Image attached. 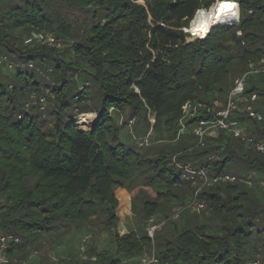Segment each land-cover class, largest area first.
<instances>
[{
    "label": "trees",
    "instance_id": "trees-1",
    "mask_svg": "<svg viewBox=\"0 0 264 264\" xmlns=\"http://www.w3.org/2000/svg\"><path fill=\"white\" fill-rule=\"evenodd\" d=\"M214 1L54 0L77 13L58 23L49 0L3 4L8 14L15 12L0 30V57L3 52L14 63L0 78V234L19 240L7 246L4 264L45 245L49 236L81 230L94 216L107 232L115 230L114 191L134 183L154 193L144 197L135 222L156 217L163 224L156 232L164 234L161 248H155L158 264H251L260 254L264 264V196L239 180L206 187L191 186L185 177L189 166L208 178L230 174L242 180L253 172L255 181L264 180V152L228 130L201 140L191 130L221 117L211 110L213 101L225 108L234 79L264 55V0H220L232 1L236 12L239 7L236 20L222 19L227 24L189 40L188 23ZM7 29H21V36L49 31L72 42L60 53L40 42L31 48L29 38L18 45ZM254 93L260 120L238 111L233 120L254 141H263L264 73L248 76L242 97ZM32 95L36 103L26 107ZM86 99L96 108L81 107ZM187 104L198 110L186 116ZM126 112L129 122L141 123L140 134L150 128L147 114H153L159 140L174 143L181 124L185 137L174 145L139 147L133 133L122 132ZM90 113L94 124L82 130L77 116ZM196 191L207 214L184 207L173 220V206ZM111 242L113 254L90 248L88 257L93 254L100 264H138L152 244L145 230L142 236L115 232ZM68 259L50 262L91 263Z\"/></svg>",
    "mask_w": 264,
    "mask_h": 264
},
{
    "label": "rangeland",
    "instance_id": "rangeland-1",
    "mask_svg": "<svg viewBox=\"0 0 264 264\" xmlns=\"http://www.w3.org/2000/svg\"><path fill=\"white\" fill-rule=\"evenodd\" d=\"M0 1H1L0 2V21H1L0 30H3L4 27H2V24L8 23L7 19L11 20V23H12L11 16L15 12V11H13L10 14H8V12H6V10H7L6 5L3 6V4H6V3L10 4L13 2L19 3V0H0ZM219 1L220 0H215L209 8L201 9V10H206L208 12H211L213 7ZM49 3L51 5L50 10L53 9L51 12L52 19L55 20L56 19L55 17L58 16L56 23H58V21H61V20L64 21L65 18H66L67 22H69L70 19L74 20L73 17H76V15H77V13L75 11L67 10V8L64 5L62 6L58 2H54V0H49ZM235 4H236V2H235ZM5 8H6V10H5ZM54 11H56V13ZM238 15H239V7H238ZM213 16L210 19L211 20L210 27L212 25H215V24H221V23L227 24L224 21H221L222 18H219V16H214V17ZM194 17H195V15H194ZM58 19H60V20H58ZM192 22H193V20H191L188 23V28H187L188 33H190V36H191V39H189V40H191V41L194 40L195 38L203 37V36L198 37L197 35H193L190 32L191 31V25L190 24ZM209 29H208V31H209ZM6 33L16 35V37H17L16 41L19 42L18 43V45H19L20 42L25 44L23 41L25 38H30V37L32 38V35H34V34L49 33V31H47V32L31 31L28 33V35L21 36L22 34H24L22 32V34L20 35L21 29H16V30L7 29ZM56 40L58 42L55 45H47L44 43H41V44H43L44 46H46L49 49L55 50V52L60 53L62 51H65L71 45V42H72V41L68 42V40H64L62 38H57ZM6 41H11V43L13 44V40L7 36H5L4 42H6ZM38 43L39 42L34 40V41L27 43V44L29 45V47L32 48V47L36 46ZM1 55L2 56L0 57V78L4 74H8L9 72H11V68L14 65V63H12V61L8 57H5V54H3V52ZM80 106L86 107V109H92L94 107V106L92 107V105H90V103L87 99ZM221 106H222L221 102L213 101V107L211 110L216 111L217 113L221 112L224 110V108L222 109ZM94 108H96V107H94ZM191 110L193 112H196L198 109H197V107H192L188 104L183 107V111H184V114L186 116H189L192 113ZM43 117H45V115H43ZM95 119H96V115L94 113L79 114L77 116V120H79L78 127H80L82 130H87V129H89V127L91 125L94 124ZM147 120H148V123H150V128L148 129V131L145 134H143V133L140 134L136 131V129H138L141 126V123H137V121L135 119L129 122L128 112L124 113L120 117V123H125V122L128 123L122 129V132L127 133V134L133 133L132 141L134 140L136 143H138L139 147H141V146L156 147V146H161V145H174V144H177L183 138V136L185 137L186 128H184L185 126L183 124H181V128H179L177 130V134H176L174 143H172V141L159 140L158 134H156L154 131H152V126L155 122L154 115L153 114H150V115L147 114ZM204 126L206 129L205 135H207L209 137L218 136V130L216 128H211L210 123H207ZM236 127L244 129L245 133H246V137L250 138L249 134L246 131L245 125H237V123H236ZM198 128L199 127L197 125L192 126L191 130L196 132V130H198ZM138 137H140V139ZM237 138H239V137H237ZM143 139H147V143L141 145L140 143L142 142ZM189 140L190 139H188V141ZM240 141L244 142L249 147L251 146V144L246 142V141H243L241 139H240ZM168 143H170V144H168ZM174 160H175V157L173 156L172 161H174ZM143 165H145V164H143ZM178 165L183 166L184 164H178ZM185 170L188 171V173L185 177L187 179V182H189L191 186L198 185L200 182H202L201 186L202 185L206 186V187L212 186V185H210V186L204 185V183H203L204 179L200 176L199 173L191 170L189 166H186ZM194 176H197V178H195ZM247 178L253 179V186L252 187H249L244 181H242V180L247 179ZM255 179H256V174L251 172L250 175L243 176V179L241 180V184L246 185L249 189H252L253 191H255L259 197L264 196L263 195L264 192H262L263 190L261 191V188H259V184H258L260 181H264V180L261 178V179H258L257 181H255ZM199 187H200V185H199ZM194 195L195 194H193L191 197L186 199L184 204L173 206V208H172L173 213L171 215V218L173 220L177 219V217L179 216L178 212L182 208L186 207V205H188V203H190L193 200ZM145 196H149L151 198L154 197V193L151 190V188L148 186H145V185L144 186L143 185L137 186L136 183H134L131 186H127V187L124 186V187L116 188L114 191V197L117 201V205L114 209V214L117 217L115 230L112 229L110 231L108 230V232H107V229L102 227V225H103L101 222L102 218H100V217L97 218L96 216H94V218L91 219L89 222L80 224L81 230H78L77 228H75L72 230V232L63 236L62 238H61V236H58V237H54V239H53L52 236L51 237L49 236L50 240L48 242H46L45 245H42L37 249L32 248L30 250V252L26 253L25 257H23L22 259L20 257V260H18V258L16 259V261H15V259L10 260L11 261L10 264L11 263H14V264H35V263H38V261H43L44 259H45L46 264H51L53 262H58L59 260L62 259V257L67 259V261L70 260L68 258L74 257V260L91 262L89 264H100L98 258L94 257L93 254L91 257H88L89 255H87V253H86L87 250L92 248L95 252H98L100 255H102V254L107 255V253L113 254V252H114V250L112 249V247H113L112 243L113 242H111V235L113 233L117 232L118 236H122L124 234H127L129 231H134L138 235L142 236L144 234V230H145V232L148 235L147 228H150L152 226L157 227L155 232L153 233L152 237H150L152 244L150 247L145 246L144 251L146 253L150 254V253H152L151 251L153 250V252L156 256L157 252H156L155 248L157 247V251L161 248L162 237H164L163 236L164 234H161V233L156 234V232L161 229L163 224H159V220H157L156 217L150 218L143 225L135 222L136 214L138 213V210L141 207V202L144 200ZM200 212L201 211L198 212L199 213L198 215H200V217H203L204 214H207V210L204 212H201V213ZM85 227L87 229H89V231H90L89 233H86V231H84ZM97 231H103V232H97ZM41 239L45 240L46 237H43ZM79 240H80V242H78ZM154 243L156 244V246ZM262 257L263 256L260 254L259 256L256 257L255 260L252 261V263L258 261L257 262L258 264H262ZM51 260H53V262H50ZM135 262H137V261L135 260ZM156 264H158V262Z\"/></svg>",
    "mask_w": 264,
    "mask_h": 264
},
{
    "label": "built area",
    "instance_id": "built-area-1",
    "mask_svg": "<svg viewBox=\"0 0 264 264\" xmlns=\"http://www.w3.org/2000/svg\"><path fill=\"white\" fill-rule=\"evenodd\" d=\"M237 4V3H236ZM186 31V29H185ZM37 41L40 43H44L47 45H55L58 41L54 38L53 35L49 33L44 34H34L32 35V38L30 37L26 42L30 43L32 41ZM264 73V55L261 56V58L257 61L250 62L248 64L247 71L244 72L242 75L237 76L233 81V87L228 95L227 103L223 111L220 112V118H215L214 120H211L209 122H201L200 126H198V130H196V134L200 136V140L202 136L205 134V126L207 123H210L211 128L216 129H224L231 131L235 137H239V139L246 141L251 144V147H253L257 152H264V141H254L251 137H246L245 130L242 128L236 127V122L233 120L234 114L236 111L241 113H246L248 116L252 118H256L260 120L261 116L256 110L254 109V104L257 101L258 97L257 95L251 94L249 98L242 97V94L244 93L246 84H247V78L249 75L253 74H260ZM40 102H45L44 99H40ZM36 103V98L34 95L30 97L29 102L26 103V107L29 105H34ZM147 139H143L142 144H146ZM200 176L204 179L203 183L204 185L210 186L215 185L218 181L221 182H227L232 183L235 181H241L238 177L230 174H225L223 176L218 177H212L207 178L205 175V171L201 170L199 172ZM244 181L249 187L253 186V180L251 178H247L242 180ZM259 186L264 191V181H260ZM197 192L194 195L193 200L186 205V208H190L193 210H196L197 212L204 210L205 204L202 201H199L196 199ZM3 205L2 200L0 198V214L3 211ZM157 227L152 226L150 228H147L148 236L152 237L154 231ZM19 242L18 238L13 235H2L0 234V264L7 263L6 257H5V250L7 249V246L9 244H17ZM152 253H146L144 252L141 258L139 259L138 264H156L158 262L157 257L155 256L153 250ZM258 261L252 263V264H258Z\"/></svg>",
    "mask_w": 264,
    "mask_h": 264
},
{
    "label": "bare ground",
    "instance_id": "bare-ground-1",
    "mask_svg": "<svg viewBox=\"0 0 264 264\" xmlns=\"http://www.w3.org/2000/svg\"><path fill=\"white\" fill-rule=\"evenodd\" d=\"M222 3H230L232 5V1H223ZM221 2H217V4L213 7L211 12H208L206 10H199L195 17L193 18V22L191 25V33L193 35L199 36H205L208 32V29L211 25V18L212 16H219V18L225 19L227 21H233L235 19L236 15H233V13L236 12L235 6L229 9H223L220 7ZM213 16V17H214ZM238 22V20H237Z\"/></svg>",
    "mask_w": 264,
    "mask_h": 264
},
{
    "label": "snow or ice",
    "instance_id": "snow-or-ice-1",
    "mask_svg": "<svg viewBox=\"0 0 264 264\" xmlns=\"http://www.w3.org/2000/svg\"><path fill=\"white\" fill-rule=\"evenodd\" d=\"M220 7L223 9H229L230 10L234 6L230 3H221Z\"/></svg>",
    "mask_w": 264,
    "mask_h": 264
},
{
    "label": "water",
    "instance_id": "water-1",
    "mask_svg": "<svg viewBox=\"0 0 264 264\" xmlns=\"http://www.w3.org/2000/svg\"><path fill=\"white\" fill-rule=\"evenodd\" d=\"M237 5H238V4H237ZM198 11H199V10H198ZM198 11H197V12H198ZM197 12H196V13H197ZM196 13H195V15H196ZM238 19H239V16H238ZM212 26H213V25H212ZM212 26H211V27H212ZM211 27H210V28H211ZM209 30H210V29H209ZM186 32L188 33L187 29H186ZM208 32H209V31H208ZM208 32H207V33H208ZM188 34H190V33H188ZM205 36H206V35H205ZM203 37H204V36H203ZM203 37H199V38H203Z\"/></svg>",
    "mask_w": 264,
    "mask_h": 264
},
{
    "label": "clouds",
    "instance_id": "clouds-1",
    "mask_svg": "<svg viewBox=\"0 0 264 264\" xmlns=\"http://www.w3.org/2000/svg\"><path fill=\"white\" fill-rule=\"evenodd\" d=\"M222 3V2H221ZM234 6V5H233ZM233 15H238V12L233 13Z\"/></svg>",
    "mask_w": 264,
    "mask_h": 264
}]
</instances>
